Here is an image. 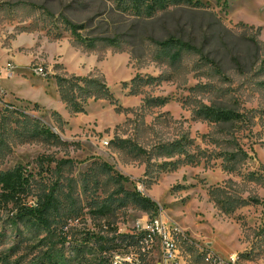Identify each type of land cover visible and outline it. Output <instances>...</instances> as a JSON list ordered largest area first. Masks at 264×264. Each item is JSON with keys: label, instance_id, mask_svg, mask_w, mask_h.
Here are the masks:
<instances>
[{"label": "rangeland", "instance_id": "obj_1", "mask_svg": "<svg viewBox=\"0 0 264 264\" xmlns=\"http://www.w3.org/2000/svg\"><path fill=\"white\" fill-rule=\"evenodd\" d=\"M200 1L213 16L135 21L103 0H0V172L25 169L58 207L51 230L0 207V264L55 249L64 264H96L100 252L103 264H170L156 237L139 251L121 242L158 219L179 231L173 264H264V0ZM64 20L84 27L78 40ZM243 34L260 43L258 56ZM169 36L203 44L205 58L173 60L158 46ZM71 76L103 81L113 102L79 98L72 113L55 80ZM201 105L238 116L195 118ZM182 136L199 161L159 153ZM136 192L153 206L136 203Z\"/></svg>", "mask_w": 264, "mask_h": 264}, {"label": "trees", "instance_id": "obj_2", "mask_svg": "<svg viewBox=\"0 0 264 264\" xmlns=\"http://www.w3.org/2000/svg\"><path fill=\"white\" fill-rule=\"evenodd\" d=\"M112 9L121 15H127L131 19L137 20H149L154 18L157 14L168 13L171 11H184L189 12L191 15H205L209 13V16H213L211 12H208V6L203 4L200 0H103ZM218 20V19H217ZM64 23L68 27V30L74 37V40L80 38L79 31L83 30V26L74 25L67 20ZM215 24H220L219 21H215ZM241 26V25H240ZM232 32V31H230ZM228 30L225 31L226 35H230ZM245 32V31H244ZM240 38L249 44V48L252 51V58L258 56L260 43L252 35L243 34ZM204 42L209 37L204 38ZM114 41V39H111ZM158 46L172 51L174 59L177 60L182 52L194 51L199 56L200 60L205 58L203 55V47L196 49L190 44L189 41H184L182 37L169 36L167 40L160 42ZM207 57V56H206ZM240 58L237 56L235 63L237 64ZM241 60V59H240ZM238 65V64H237ZM213 70L215 73H220V65L213 64ZM57 89L59 92L60 100L70 108L72 113L82 111V108L76 107L79 98L81 103L85 102V99L92 98L97 99H108L113 102V98L108 92L103 81L95 78L84 79L83 77L71 76L70 78L57 77L56 79ZM75 83L72 84L71 81ZM88 82V85L82 86L79 82ZM134 79L132 80V82ZM192 87L190 90L195 89ZM151 102L150 100L146 101ZM195 118L198 119H209L210 121H230L238 116L233 110L228 109L227 106H199L193 112ZM47 135L54 137L52 133L47 131ZM190 141H185L182 136L179 139L171 142L170 144L158 145L157 149L159 153L167 154L168 157L173 155H181L187 162L199 161L198 156L200 152L188 151L190 147ZM38 188V189H37ZM37 189V190H35ZM36 191V192H34ZM29 197H34V201L31 204L27 203ZM131 197H134V201L144 207H152L153 205L145 198L140 197L139 193H133ZM8 205H11V209H15L14 220L15 222L32 221L34 224L42 227L44 230H51L53 224H57L58 207L56 198L54 197V190L41 189L37 181L33 179L31 173H28L21 167H14L10 170L0 172V207L7 209ZM62 229V228H61ZM122 243L126 242V247H133L138 244L139 238L137 235H122L120 236ZM65 243V237L54 243L50 251H54L55 246H63ZM138 247V246H137ZM45 251L41 256L32 258L30 264H64L62 256H58L57 250L55 254L58 257H54L51 254H47ZM54 254V253H52ZM100 255L97 259L96 264H103V255ZM112 256L109 258L108 263H111Z\"/></svg>", "mask_w": 264, "mask_h": 264}, {"label": "built area", "instance_id": "obj_3", "mask_svg": "<svg viewBox=\"0 0 264 264\" xmlns=\"http://www.w3.org/2000/svg\"><path fill=\"white\" fill-rule=\"evenodd\" d=\"M14 71V66L11 65V63H6L5 67L3 68V72L6 74V76L9 78L10 75H12ZM37 76H43L44 72L42 71V68H37L33 71ZM143 235L139 237L138 242V251L140 250L143 243L144 246L150 245L152 243V240L154 237H156L157 245L159 253L162 257V260L164 263L169 262L170 264H173L178 255V249L175 244V237L179 234V231L175 229L174 227H169L166 224H164L161 220H156L154 225L152 226H145ZM117 258V257H116ZM127 260L130 262V257L127 258ZM112 263V261H111ZM119 263L117 259L113 260V264Z\"/></svg>", "mask_w": 264, "mask_h": 264}, {"label": "crops", "instance_id": "obj_4", "mask_svg": "<svg viewBox=\"0 0 264 264\" xmlns=\"http://www.w3.org/2000/svg\"><path fill=\"white\" fill-rule=\"evenodd\" d=\"M122 55H124V54H122ZM122 55H121L120 57H122V58H123V56H122ZM124 56H125V60H127V59H128L127 55H124ZM16 68H17V69H16ZM122 68H123V67H122ZM122 68H121V69H122ZM15 69H16V70H18V69H19V65H18V64H16V67H15ZM14 79H15V78H13V80H14Z\"/></svg>", "mask_w": 264, "mask_h": 264}]
</instances>
